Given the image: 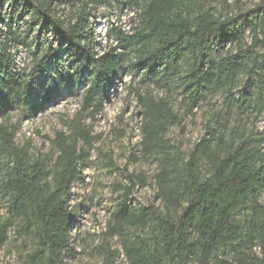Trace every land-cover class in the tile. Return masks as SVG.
Listing matches in <instances>:
<instances>
[{
  "label": "trees",
  "instance_id": "16d2710c",
  "mask_svg": "<svg viewBox=\"0 0 264 264\" xmlns=\"http://www.w3.org/2000/svg\"><path fill=\"white\" fill-rule=\"evenodd\" d=\"M215 1L0 0V247L14 231L25 264H66L77 255L70 197L99 140L89 123L129 75L139 86L131 90L142 106V152L159 154L161 166L160 206L127 205L136 183H146L131 176L109 222L128 264H264L261 140L236 128L225 136L226 116L264 109V0L231 16L217 14ZM114 7L134 11L136 22L130 33L111 27L114 45L100 54L94 19ZM43 37L54 42L44 45ZM220 46L228 48L216 56ZM13 48L29 54L27 71L17 69ZM154 92L181 95L183 114ZM208 95L223 99L216 115L222 133L212 130L185 156L169 129L195 116ZM62 98L77 99L79 108L51 140V152L32 158L16 143L20 124ZM132 228L140 233L128 235ZM226 251L233 257L223 258ZM103 256V264H116L121 250L104 248Z\"/></svg>",
  "mask_w": 264,
  "mask_h": 264
},
{
  "label": "rangeland",
  "instance_id": "374dc122",
  "mask_svg": "<svg viewBox=\"0 0 264 264\" xmlns=\"http://www.w3.org/2000/svg\"><path fill=\"white\" fill-rule=\"evenodd\" d=\"M262 1L227 0L224 3L217 0L212 6L216 8L217 14L231 16L254 10ZM7 9L5 4L4 10ZM134 18H136L134 11L126 7L100 8L94 19L97 52L101 54L114 45V41L108 37V30L111 27H120L130 33L136 22ZM23 30L24 27L20 29L21 32ZM42 42L48 45L54 41L51 37H43ZM226 48L228 46L218 47L216 56L224 54ZM12 53L16 58L17 69L27 71L31 65L29 54L22 48H13ZM137 87H139L137 82L133 83L129 75H124L105 103L104 112L95 121L89 123L93 134L98 136L99 140L91 149L90 162L84 171V182L75 184L71 193L70 207L76 216L72 237L77 255L68 259L66 264H103L104 248L111 253L121 250V256L116 264H128L122 250L123 240L110 236L108 231L117 204L122 201L127 188L131 185V176L135 178L140 176L146 183L140 181L136 183L134 191L128 197L127 205L133 208L152 204L160 206V200L156 197L155 177L161 166V157L157 153L142 152L140 145L142 106L135 91L131 90ZM141 89L142 93L146 94L145 87L142 86ZM154 94L169 98L179 114L185 111L186 105L183 104L181 95L174 94L169 97L162 92H154ZM78 108L77 99L62 98L46 107L41 113L24 118L16 136L17 145L26 147L32 158L49 154L52 147L51 140L57 132L66 131V124ZM222 108L223 99L220 95H208L200 107L194 109L195 116L187 115L180 125L170 127L167 138L172 145L179 147L181 152L188 156L196 144L204 137H209L212 130L215 131L216 137L222 133L216 120V115L219 112L222 114ZM18 116V112L14 113L11 122L15 123ZM226 118L229 131L225 136L235 128L239 129V132L261 140V150L264 152V109L260 112L259 108L253 107L243 115L232 114ZM135 157L138 161L134 160ZM260 202L264 204V191ZM4 208V204L0 202L1 217H4ZM128 231V235L140 233L133 228ZM22 244L23 238L14 231L11 232L9 241L0 247V264H25L23 259L25 252L21 251ZM221 256L233 257V254L226 251Z\"/></svg>",
  "mask_w": 264,
  "mask_h": 264
}]
</instances>
